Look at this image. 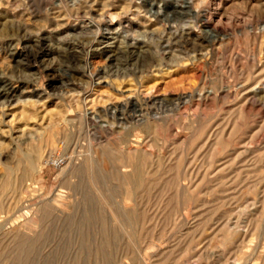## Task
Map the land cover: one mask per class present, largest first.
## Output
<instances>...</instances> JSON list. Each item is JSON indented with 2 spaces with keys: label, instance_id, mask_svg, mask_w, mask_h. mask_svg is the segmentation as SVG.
<instances>
[{
  "label": "rangeland",
  "instance_id": "obj_1",
  "mask_svg": "<svg viewBox=\"0 0 264 264\" xmlns=\"http://www.w3.org/2000/svg\"><path fill=\"white\" fill-rule=\"evenodd\" d=\"M151 1L0 0V83L16 92L0 99V182L43 146L0 210V264H96L102 226H86V244L82 231L90 204L117 236L109 264H264V0L227 13L241 0H193L196 17L191 0H169L164 21ZM187 34L193 47L180 46ZM107 108L132 114L128 126L148 111L169 118L151 131L94 127L119 124L101 117ZM112 152L104 170L130 173L136 155L159 170L147 193L99 182ZM32 242L31 256L19 253Z\"/></svg>",
  "mask_w": 264,
  "mask_h": 264
},
{
  "label": "bare ground",
  "instance_id": "obj_2",
  "mask_svg": "<svg viewBox=\"0 0 264 264\" xmlns=\"http://www.w3.org/2000/svg\"><path fill=\"white\" fill-rule=\"evenodd\" d=\"M153 1V0H152ZM151 1V2H152ZM154 1H156V0H154ZM161 2H163V4H162V7H160L162 10H163V15H162V19H160V20H162V21H164V20H167L168 18H169V13H170V11H168V4L169 3H171V1H169V0H160ZM159 1V2H160ZM178 2V1H177ZM194 3V1L193 0H191V4H189V9H187L190 13H193V16H195L196 14H197V12L196 13H194V10L192 9V4ZM221 5L223 4V3H220ZM146 5V4H145ZM233 5H235V6H242V7H244V9L246 8V7H248L252 12H256L257 10H256V4H254V5H251V3H250V1H248V0H241L240 2L238 1V2H236V3H232V5H226V4H223L222 5V13H227L228 11H229V8H230V6H233ZM142 6H144L143 4H142ZM180 6H181V4H180ZM148 7V6H147ZM183 7V6H182ZM181 8V7H180ZM148 9V8H147ZM183 10V9H182ZM184 10H186V9H184ZM156 12V11H155ZM162 11H157L155 14L157 15V17H160V13H161ZM175 17H177V16H175ZM196 17V16H195ZM178 18V17H177ZM176 18V19H177ZM175 19V18H174ZM196 19V18H195ZM210 21V20H209ZM207 22H208V20H207ZM165 23V22H164ZM205 24H206V21H205ZM207 25V24H206ZM172 29L174 28V26L173 25H169ZM263 29H264V26H263ZM176 30V29H175ZM178 42V41H177ZM180 42V46L181 47H185V45L186 46H189V47H193L194 46V44H195V42H194V38L192 37V36H190V35H188L187 34V36H185V37H182L181 38V41H179ZM170 43V42H169ZM186 48V47H185ZM46 48H44L43 46H41L40 47V49L39 50H45ZM118 49H115V50H113L112 51V54H110L109 55V57H110V59H115V58H117V55H118V51H117ZM189 50V49H188ZM191 50V49H190ZM193 50V49H192ZM43 52V51H42ZM114 52V53H113ZM193 52V51H192ZM137 53V52H136ZM119 55H121V54H119ZM211 92V91H210ZM213 92V91H212ZM16 92H15V90H14V88L12 87V85H10V83H8V82H5L4 80L0 83V99H11L12 97H14V94H15ZM203 95H205V97H208V95H210L209 93H208V91H204V92H201ZM190 98H187V99H183L182 97H180V100L182 101H180L181 102V104H183V105H187L188 106V104L190 105V104H192V98L194 97V96H192V94L189 96ZM202 97V96H201ZM204 97V98H205ZM194 99V98H193ZM149 103V102H148ZM148 103L146 104V105H148ZM128 108H129V111H131V112H133V114L134 113H136L137 112V110L139 111V109H137L138 108V106H139V104H138V99H137V101H132V102H128ZM180 104V103H179ZM193 105V104H192ZM143 106V105H142ZM181 106V105H180ZM140 107H141V105H140ZM177 107H179V106H177ZM182 107H180L179 109H181ZM183 108H184V106H183ZM187 108V107H186ZM112 109V110H111ZM110 110H108V108L106 109V110H104V111H102V112H100L101 113V117L102 116H106V118H110L111 120H113L115 123H119V124H117L116 125V127H114V126H112V125H110V126H107V127H105L104 125H101L99 122H97L95 119H89L92 123H93V125H94V127H97V128H99V129H104V130H106V131H112V132H117V130L118 131H120V132H127V133H130V132H133V131H135L137 128H140L141 127V129H143V130H147V131H151V130H159V129H161L162 128V126L159 124V122H160V120H163V119H165L166 117H167V115H165V113L164 114H152V113H149V111H148V115H147V118H146V121H144V122H139V121H135V124H134V126L132 125V126H128L127 125V120L129 119V120H131V119H133L134 117H133V115L131 114V115H129V114H127V112H125V110H121V112H120V110H117V108H111ZM141 109H142V107H141ZM178 109V110H179ZM185 109V108H184ZM177 110V111H178ZM182 111V110H181ZM151 112V111H150ZM162 112V111H161ZM163 112H165V111H163ZM147 114V113H146ZM83 115V114H82ZM119 115H123V118L121 119V118H119ZM183 115V114H182ZM79 116V115H78ZM77 116V117H78ZM84 116V115H83ZM173 116V115H172ZM80 117H81V115H80ZM167 118H169V117H167ZM79 119V118H78ZM81 119V118H80ZM135 119V118H134ZM130 122V121H129ZM132 122V121H131ZM169 122V121H168ZM167 123V122H166ZM163 124V123H162ZM62 125V124H61ZM57 125V127H56V129L58 130V131H60V130H64V129H66V128H64V125ZM64 128V129H63ZM166 129L167 130H169V131H174V132H176V133H180L181 131H182V129H184V126L183 127H180V126H178V124H171V123H167L166 124ZM138 130V129H137ZM57 131V132H58ZM111 132V133H112ZM149 133V132H148ZM151 133V132H150ZM51 134V133H50ZM115 134V133H114ZM55 135V134H54ZM49 137V136H48ZM50 137H51V135H50ZM50 139V138H49ZM55 139V138H54ZM46 142H47V140H46ZM53 141L51 140V142L50 143H52ZM46 144H48V143H46ZM55 145V144H54ZM37 146V145H36ZM35 147V146H34ZM48 147V146H47ZM51 147V146H50ZM36 148V147H35ZM36 151V154H34L35 156H32V157H27L28 159L26 160V161H24L26 158H24V160H22L23 162H21V160L19 161V162H21L20 164H18V165H15L14 167H11V168H9L8 170H7V173H6V176H5V178H3V180L0 182V210L3 208V204H4V200H5V198L8 196V195H10V194H16V196L17 195H19V194H21L22 195V191H23V185H22V179L25 177L26 178V176L28 175H30V173L34 170V168H35V163L37 162V161H35L36 160V158H38V157H40L41 155H42V152H43V146L42 145H39L38 146V148L37 149H35ZM33 152H34V150H33ZM104 152V151H103ZM106 153V152H105ZM130 153V152H129ZM129 153H128V155H129ZM109 154V153H108ZM115 154V153H114ZM113 154V152H112V154L110 155V156H106V155H104L103 157H100L99 159H100V161H99V164L101 165V168L102 167H104L105 169H106V167H108V166H110V165H113L112 164V162H113V160H116L118 157L116 156V154L114 155ZM131 155H132V153H130ZM91 156V155H90ZM101 156V155H100ZM113 156V157H112ZM134 156H135V154H134ZM137 156L138 155H136L135 157H133V156H129L130 158H127L130 162H126V163H124L123 164V167H130L131 168V171H130V173H126V174H124V175H121L120 174V171H107V170H104L103 168V170L101 171V172H103V174H101V175H97L96 173V175L98 176V178L100 179V181L99 182H105V179H107V180H115V181H117L116 183H119L118 184V186H125V188H126V190L124 191L125 193L127 192V193H129V194H131L133 197H135V196H140V195H143L144 193H147L148 192V190L151 188L149 185V183H151V181H153V182H155L154 180H156L155 178H156V176H158V171L159 170H155L154 169V166L153 165H151V166H149V165H146L147 163H144L143 162V160H145V157H144V159H142V158H137ZM113 159H112V158ZM133 157V158H132ZM99 159H97V160H99ZM95 161H96V159H95ZM147 161H149V160H147ZM96 162H98V161H96ZM95 163V162H94ZM191 163V162H190ZM96 164V163H95ZM24 165V166H23ZM98 165V164H97ZM75 166H77V165H75ZM87 166H89V165H87ZM92 166H93V164H92ZM171 166V165H170ZM8 168V167H7ZM72 169H74V168H72ZM76 169V168H75ZM75 169H74V171H70V173L71 172H75V173H78V171L80 170L79 168V170H77V172L75 171ZM86 169V168H85ZM89 169V168H88ZM94 169H95V171H96V168L94 167ZM108 169V168H107ZM81 171V170H80ZM85 171V170H84ZM83 171V172H84ZM93 171V170H92ZM89 172V171H88ZM73 173H71V174H73ZM86 173V172H85ZM85 173H84V175H85ZM122 173V172H121ZM23 174V175H22ZM90 174V173H89ZM94 174V175H95ZM82 175V174H81ZM27 176V177H28ZM76 176V175H75ZM100 176V177H99ZM162 176V175H161ZM95 176H93V178H94ZM92 178V177H91ZM161 178V177H160ZM82 180L84 179V178H81ZM87 179V178H86ZM85 180V179H84ZM90 180V179H89ZM92 180V179H91ZM93 181H96V178L93 180ZM159 181V180H158ZM22 182V183H21ZM84 182V181H83ZM110 182V181H109ZM113 182V181H112ZM111 182V183H112ZM148 182V183H147ZM178 182H179V180H178ZM108 183V182H107ZM106 183V184H107ZM96 184H98V183H96ZM100 184V183H99ZM152 184V183H151ZM101 185V184H100ZM104 185V184H103ZM102 185V186H103ZM127 185V186H126ZM85 186V185H84ZM83 186V187H84ZM94 187V186H93ZM105 186H103V188H104ZM153 187V186H152ZM95 188V187H94ZM96 188H97V186H96ZM177 188V187H176ZM22 189V190H21ZM115 190H116V188H108V190L105 192V193H108L106 196L107 197H109V198H111V196H112V193L113 192H115ZM100 191V190H99ZM102 192V191H101ZM104 192V191H103ZM151 193V192H150ZM102 194V193H101ZM100 194V195H101ZM146 195V194H145ZM87 196V195H86ZM89 196V195H88ZM98 196H99V193H98ZM105 196V195H104ZM126 196V195H125ZM11 197H13V196H11ZM19 197V196H18ZM91 197V196H90ZM89 197V198H90ZM20 198V197H19ZM7 199V198H6ZM10 199V198H9ZM12 199V198H11ZM10 199V200H11ZM88 200V199H87ZM91 200V199H90ZM5 202H6V200H5ZM17 202V201H16ZM89 202V201H88ZM13 205V204H12ZM98 206V205H97ZM89 207H90V212L88 213V216L86 217V219H84L85 220V222L84 221H82V222H84V226L85 227H83V229L84 230H82L83 231V238H84V240H85V244H86V239H88L87 238V233H86V226H88L90 223H92L93 221H97V222H99L100 224H101V226L102 227H100V230H99V234H100V236H98L99 238H100V241H101V243L99 244V246L97 247V249L95 250V251H91V253H90V255L88 256L89 258H88V260H94L95 259V261H96V264H109V259H110V253L109 252H107L108 251V249H110V248H112V246H113V242H114V239H115V236H116V234L115 233H113V231H112V229L111 228H109V221L107 220V217H106V214L103 212V210H101V209H96L94 206H93V204H90L89 205ZM88 208V207H87ZM98 208V207H97ZM116 209H117V207H116ZM119 209V208H118ZM89 210V208L87 209V211ZM117 212H120V211H118L117 210ZM48 211H45V215H44V218L45 217H47V215H48ZM121 213H119V215H120ZM87 215V214H86ZM118 215V216H119ZM131 215H132V213H131ZM48 216H50V215H48ZM43 218V219H44ZM51 218V217H50ZM42 219V220H43ZM46 221H48V220H46ZM82 226V225H81ZM100 226V225H99ZM81 231V232H82ZM98 234V235H99ZM115 234V235H114ZM117 237V236H116ZM20 238H22V237H20ZM29 238V237H28ZM35 238H36V236H35ZM38 238V237H37ZM4 239V238H3ZM26 239V238H25ZM20 240V239H19ZM26 241V240H25ZM36 241H37V239H36ZM38 241H40V240H38ZM117 241V240H116ZM19 242V241H18ZM17 242V243H18ZM24 243V242H23ZM88 243V242H87ZM115 243V242H114ZM16 244V243H15ZM19 246V245H18ZM17 246V247H18ZM25 246V245H24ZM24 246H22L21 247V252H19V253H22L23 255H25L26 254V256H31V254H33L35 251H36V244L34 243V242H32V243H30V244H28L25 248H24ZM15 248V249H19V248ZM15 251V250H14ZM109 251H112L111 249L109 250ZM16 252V251H15ZM109 253V254H108ZM17 254V253H16ZM113 254V253H112ZM18 256V255H17ZM19 256H22V255H19ZM24 257V256H23ZM20 258H22V257H20ZM27 259V258H26ZM83 261L82 262H79L80 264H90V262H86L84 259H82ZM114 260V259H113ZM23 261V259L22 260H20V262H22ZM25 262H26V260H24ZM85 261V262H84ZM73 263V262H72ZM71 263V264H72ZM95 263V262H94ZM74 264H76V262L74 263Z\"/></svg>",
  "mask_w": 264,
  "mask_h": 264
}]
</instances>
